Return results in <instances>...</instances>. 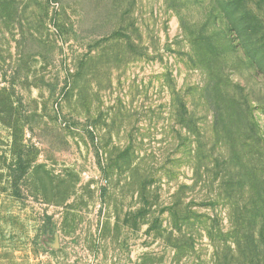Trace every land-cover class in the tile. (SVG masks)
Listing matches in <instances>:
<instances>
[{
	"label": "rangeland",
	"instance_id": "1",
	"mask_svg": "<svg viewBox=\"0 0 264 264\" xmlns=\"http://www.w3.org/2000/svg\"><path fill=\"white\" fill-rule=\"evenodd\" d=\"M0 264H264V0H0Z\"/></svg>",
	"mask_w": 264,
	"mask_h": 264
}]
</instances>
